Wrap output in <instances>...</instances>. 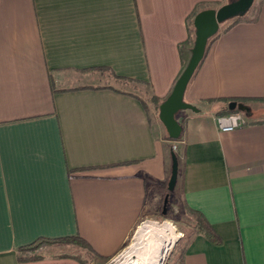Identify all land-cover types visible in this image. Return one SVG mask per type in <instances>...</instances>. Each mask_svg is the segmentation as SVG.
<instances>
[{"label": "crops", "instance_id": "0c3cea01", "mask_svg": "<svg viewBox=\"0 0 264 264\" xmlns=\"http://www.w3.org/2000/svg\"><path fill=\"white\" fill-rule=\"evenodd\" d=\"M227 2L0 0V264H83L68 247L114 258L149 198L169 192L172 151L173 200L202 212L222 244L195 233L168 264H264V0L248 12L256 21L211 43L176 150L153 98L184 69L192 12ZM227 98H255L230 132L217 124ZM70 236L86 245L21 249Z\"/></svg>", "mask_w": 264, "mask_h": 264}, {"label": "water", "instance_id": "95a60500", "mask_svg": "<svg viewBox=\"0 0 264 264\" xmlns=\"http://www.w3.org/2000/svg\"><path fill=\"white\" fill-rule=\"evenodd\" d=\"M254 1L255 0H233L222 4L218 8H205L195 15L193 21L195 27V41L191 48L190 57L170 95L159 107V118L172 140H178L183 130L182 124L177 118L178 113L186 109L198 111V108L194 104L187 102L184 97L190 80L204 58L209 39L219 31L222 23L233 17L245 15L252 8ZM229 108L231 110L238 108L243 112H249L250 110L247 104L239 103L235 100L229 103ZM178 168L179 162L177 153L172 151L171 176L168 182L169 192L164 199V213L167 212L170 192L174 190L177 182Z\"/></svg>", "mask_w": 264, "mask_h": 264}, {"label": "trees", "instance_id": "16d2710c", "mask_svg": "<svg viewBox=\"0 0 264 264\" xmlns=\"http://www.w3.org/2000/svg\"><path fill=\"white\" fill-rule=\"evenodd\" d=\"M203 10V9H202ZM201 10H199V8H196L192 14L190 15V26H189V37L187 38L186 41H184L182 44H180V50H181V54H182V57H183V60H184V65H186L187 63V59L184 58V52L185 50H188V51H191V48L194 44V41H195V27H194V17L195 15ZM249 12V11H248ZM248 12L243 15V16H236V17H233L227 21H225L224 23H222L219 31L213 35L208 43H207V47H206V52H205V55H204V58L206 57L207 55V52L210 48V45L211 43L221 34V33H225L227 31H229L233 26H235L236 24L240 23V22H244V21H248V22H254L257 20V16L254 17V18H250L248 16ZM204 58L202 59V61L200 62L198 68L196 69L192 79L190 80V83L191 81L193 80V78L195 77L200 65L202 64ZM185 67V66H184ZM189 83V84H190ZM154 100L157 101V105H159L160 103V99L156 96L153 97ZM229 103L231 101H238L239 103H243V104H248L250 101L252 100H255V98H227L226 99ZM235 111H241L240 109L236 108L234 110H231L228 106V108H226L225 110H223L220 114L221 115H225V114H229V113H232V112H235ZM170 138V137H169ZM171 139V138H170ZM171 196V194H170ZM170 201L168 202V205H169ZM182 208L184 210H186L187 212H189L190 216L192 217V219L194 220V224H193V227H194V232L193 234L195 233H204L212 242L216 243V244H222V239L220 237V235L217 233V231L214 229V227L211 225V223L207 220V218L204 216V214L202 212H199L197 210H194L192 209L191 207H189L187 204H183ZM191 237H187L184 242L182 243L183 246H186L188 245L190 242H191ZM57 242H63V243H78L82 246H85L86 245V242L80 238L79 236H70V237H65V238H56V239H49V238H40L38 240H36L35 242H33L32 244L30 245H27V246H24L23 248H21L22 250H36L38 249L41 245L45 244V243H57ZM65 256H73V255H65ZM43 256L41 254H33L29 257V259H40L42 258ZM75 257L76 259H78L80 262H82L83 264H86L80 257L78 256H73Z\"/></svg>", "mask_w": 264, "mask_h": 264}, {"label": "rangeland", "instance_id": "374dc122", "mask_svg": "<svg viewBox=\"0 0 264 264\" xmlns=\"http://www.w3.org/2000/svg\"><path fill=\"white\" fill-rule=\"evenodd\" d=\"M233 1V0H229ZM223 25V24H222ZM220 25V27L222 26ZM189 58V57H188ZM188 60V59H187ZM150 99V98H149ZM264 105V103H261ZM154 114V112H153ZM178 117V115H177ZM172 199L171 197L169 198V205H167V212H163V206H164V199H165V193L161 194L159 199L154 200L153 197L149 198L148 200V206H149V212H146V215L144 218L139 222L138 226L132 233L131 238L128 240L126 246L122 250L121 253L122 256L118 260L116 264H119L124 258L129 251L132 250L133 245H135L137 241V236H138V231L141 226L145 224H157L160 225L164 222H170L172 225L175 227L176 231L180 234L178 239L175 241V243L170 247L169 251L167 252L165 258L163 259L162 264H168L170 258L177 252V248H179L184 240L187 237H190L193 235L194 232V220L190 216L189 212L181 208L180 202L176 204L175 199L173 200L175 196V191L172 192ZM57 243H49L52 245H57ZM62 243V242H60ZM44 245V244H43ZM64 245V244H63ZM42 246V245H41ZM69 249L67 250H73L76 253H78V257H80L86 264H107L110 260H100L95 258L90 252L85 250V248L82 249H75L74 247H68ZM37 250V249H36Z\"/></svg>", "mask_w": 264, "mask_h": 264}, {"label": "bare ground", "instance_id": "6f19581e", "mask_svg": "<svg viewBox=\"0 0 264 264\" xmlns=\"http://www.w3.org/2000/svg\"><path fill=\"white\" fill-rule=\"evenodd\" d=\"M179 235L168 221L160 225L145 224L140 227L132 250L119 264H162Z\"/></svg>", "mask_w": 264, "mask_h": 264}, {"label": "built area", "instance_id": "2783aa9c", "mask_svg": "<svg viewBox=\"0 0 264 264\" xmlns=\"http://www.w3.org/2000/svg\"><path fill=\"white\" fill-rule=\"evenodd\" d=\"M248 121L245 112L243 111H235L229 114L220 115L217 117V124L221 131L230 132L235 129L243 126ZM177 149V143L174 141L173 150ZM123 253L118 254L114 258H112L107 264H116L118 260L121 258ZM165 258V257H164Z\"/></svg>", "mask_w": 264, "mask_h": 264}]
</instances>
